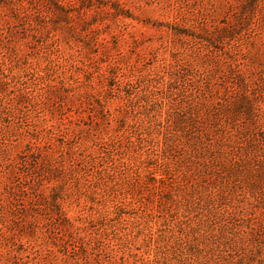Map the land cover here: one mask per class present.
<instances>
[{
	"label": "rangeland",
	"instance_id": "374dc122",
	"mask_svg": "<svg viewBox=\"0 0 264 264\" xmlns=\"http://www.w3.org/2000/svg\"><path fill=\"white\" fill-rule=\"evenodd\" d=\"M142 252L264 264V0H0V264Z\"/></svg>",
	"mask_w": 264,
	"mask_h": 264
},
{
	"label": "trees",
	"instance_id": "16d2710c",
	"mask_svg": "<svg viewBox=\"0 0 264 264\" xmlns=\"http://www.w3.org/2000/svg\"><path fill=\"white\" fill-rule=\"evenodd\" d=\"M143 254H146V253L142 252V256H143ZM147 254H148V252H147ZM155 263H156L155 256H154V258L153 257L149 258V256L146 255V256H143L141 258V263L140 264H155Z\"/></svg>",
	"mask_w": 264,
	"mask_h": 264
}]
</instances>
